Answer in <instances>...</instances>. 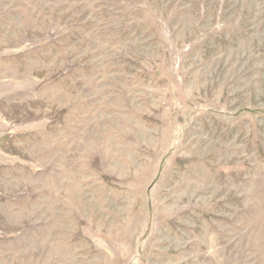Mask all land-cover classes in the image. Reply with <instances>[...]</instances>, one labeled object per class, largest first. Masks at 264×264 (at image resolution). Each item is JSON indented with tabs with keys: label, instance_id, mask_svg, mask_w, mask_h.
<instances>
[{
	"label": "rangeland",
	"instance_id": "rangeland-1",
	"mask_svg": "<svg viewBox=\"0 0 264 264\" xmlns=\"http://www.w3.org/2000/svg\"><path fill=\"white\" fill-rule=\"evenodd\" d=\"M0 264H264V0H0Z\"/></svg>",
	"mask_w": 264,
	"mask_h": 264
}]
</instances>
